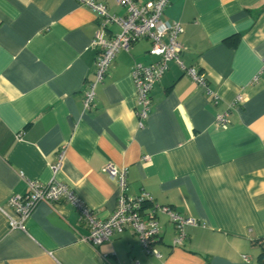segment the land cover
Here are the masks:
<instances>
[{"label":"crops","instance_id":"crops-1","mask_svg":"<svg viewBox=\"0 0 264 264\" xmlns=\"http://www.w3.org/2000/svg\"><path fill=\"white\" fill-rule=\"evenodd\" d=\"M96 1L126 12L115 0ZM162 19L182 26L180 60L210 92L169 61L139 126L131 68L157 59L147 39L117 52L84 110L93 11L77 0H0V264H102L101 255L106 264H264V0H168ZM224 110L228 125L217 128ZM106 162L126 169L129 196L146 193L197 220L181 246H171L174 226L157 213L160 261L130 229L93 248L63 201L40 202L22 229L9 228L7 199L24 195L30 180L61 181L107 217L118 189L101 171Z\"/></svg>","mask_w":264,"mask_h":264},{"label":"built area","instance_id":"built-area-1","mask_svg":"<svg viewBox=\"0 0 264 264\" xmlns=\"http://www.w3.org/2000/svg\"><path fill=\"white\" fill-rule=\"evenodd\" d=\"M125 8V14L117 16L110 14L106 6L96 0H77L81 5L91 9L94 13L96 29L90 40V47L96 51L94 59V78L85 82L82 106L88 110L93 106L95 88L107 73L112 60L119 50L128 51L135 42L147 39L150 46L147 53L157 59L150 63L136 62L131 68L134 85L135 112L139 126L148 116L151 107V89L167 69L169 61L176 62L185 69L189 77L207 93L205 78L193 67L184 68L179 54L181 46L178 41L183 28L178 22H167L162 14L168 0H148L139 3L136 0H115ZM116 25L118 32L112 33L110 26ZM241 101V96L236 97ZM228 110L215 115L214 125L225 128L228 125ZM63 151L59 148L55 153V161L51 164L54 172L61 165ZM101 171L116 183L118 193L114 210L105 218H100L93 209L67 184L52 179L47 183L28 181V189L24 195L14 194L7 199V205L12 209L14 217L6 214L7 224L11 229H22L24 220L33 212L40 202L51 204L63 201L70 203L78 214L79 220L87 232L81 240L91 247H96L108 241L112 236L130 229L138 239L144 253L158 261L162 254L156 248L159 239L160 227L157 213L165 214L175 229L171 246H181L186 238V228L196 226L198 222L193 217L183 216L167 205L154 204L146 193L138 196H129L126 193V169L117 168L106 162ZM247 260V256H242ZM102 264H106L105 255H101ZM130 264H141L138 260Z\"/></svg>","mask_w":264,"mask_h":264},{"label":"trees","instance_id":"trees-1","mask_svg":"<svg viewBox=\"0 0 264 264\" xmlns=\"http://www.w3.org/2000/svg\"><path fill=\"white\" fill-rule=\"evenodd\" d=\"M260 245H261V252L258 255V260L260 262H264V242H262Z\"/></svg>","mask_w":264,"mask_h":264}]
</instances>
